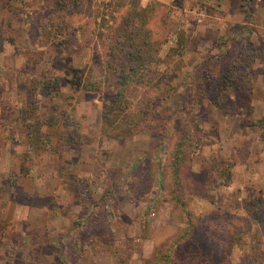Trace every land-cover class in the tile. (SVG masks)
I'll use <instances>...</instances> for the list:
<instances>
[{
    "label": "rangeland",
    "instance_id": "obj_1",
    "mask_svg": "<svg viewBox=\"0 0 264 264\" xmlns=\"http://www.w3.org/2000/svg\"><path fill=\"white\" fill-rule=\"evenodd\" d=\"M137 4L169 95L158 93L149 129L116 140L101 120L114 75L91 90L70 79L98 68ZM262 7L0 0V264H264ZM54 23L73 46L55 45ZM43 73L61 79L39 112L59 119L57 144L24 162L20 110ZM70 122L83 143L64 141ZM24 167L35 176L19 175Z\"/></svg>",
    "mask_w": 264,
    "mask_h": 264
},
{
    "label": "trees",
    "instance_id": "obj_2",
    "mask_svg": "<svg viewBox=\"0 0 264 264\" xmlns=\"http://www.w3.org/2000/svg\"><path fill=\"white\" fill-rule=\"evenodd\" d=\"M149 21L150 13L146 7L138 4L131 6L111 30L104 60L98 68L78 72L70 79L83 89L91 90L114 75L115 94L101 120L108 129L107 134L116 140H124L149 129L157 112L156 100L163 99L158 98V93L161 92L164 97L169 95L170 86L165 83V75L158 70L159 44L152 37ZM53 26L56 31L53 36L55 45L64 48L73 46L63 34V28L55 23ZM60 81L56 75L43 73L34 77L25 91V106L20 110V127L26 144L24 162L41 157L48 148L57 144L52 133L58 130L59 119L53 114L44 116L39 112L43 108L42 97L59 94ZM69 125L71 129L64 130V141L69 144L83 143L84 133L80 126H73L70 122L66 127ZM33 170L32 167H24L19 175L35 176ZM186 240L181 237L179 244Z\"/></svg>",
    "mask_w": 264,
    "mask_h": 264
},
{
    "label": "crops",
    "instance_id": "obj_3",
    "mask_svg": "<svg viewBox=\"0 0 264 264\" xmlns=\"http://www.w3.org/2000/svg\"><path fill=\"white\" fill-rule=\"evenodd\" d=\"M259 14H264V8L262 7L260 10H259ZM259 181V180H258Z\"/></svg>",
    "mask_w": 264,
    "mask_h": 264
}]
</instances>
